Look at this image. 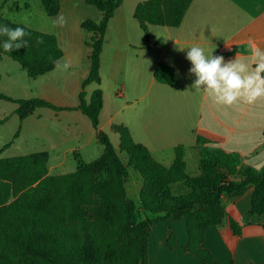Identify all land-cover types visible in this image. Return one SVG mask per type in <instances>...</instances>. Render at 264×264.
Masks as SVG:
<instances>
[{"label": "crops", "instance_id": "obj_1", "mask_svg": "<svg viewBox=\"0 0 264 264\" xmlns=\"http://www.w3.org/2000/svg\"><path fill=\"white\" fill-rule=\"evenodd\" d=\"M125 1L109 22L106 32L107 35L111 27L113 30L116 28L119 38L118 45L111 50V70L116 73L125 60L128 62L126 54L131 49L134 57L129 59V65L132 64V59L135 61L142 53L147 73L141 69L131 71L128 78L134 82L132 92L126 95L124 83L123 94H117L116 91L113 93L115 100L123 102L121 106L128 108L131 115L121 114L123 108H118V102L115 108L110 109L104 103L100 129L110 139L114 137L113 143L120 146L119 135L113 131V126H126L134 141L146 146L154 159L166 167H170L175 159V148L184 146L187 172L192 177L201 174L198 137L209 141L204 146L235 155L238 164L233 180L240 181L246 169L262 171L264 97L253 104L244 103L241 99L233 105L217 102L214 94L205 91L204 85L200 89L192 87L197 77L189 71L192 65L186 56L189 47L200 46L206 55L223 56L225 63L239 60L246 65V71L242 75L249 74L257 59L252 56L249 41L264 51V0H194L179 27H163L153 34L156 26H150L149 40L145 37L144 43L140 42V33L137 34L140 36L137 41L127 36L126 11L123 8ZM144 1L147 0H134L131 11L133 17L137 5ZM60 5L59 14L67 19L65 27L32 28L55 35L63 50V57L51 73L30 79L20 64L12 59L9 62L10 58L5 57L0 62V68H3L0 71V93L16 100L37 98L57 107L71 109L56 112L49 108H36L21 119L17 114L19 105L0 100V158L46 152L49 154L48 168L51 176H57L56 172L59 175L73 173L81 163H90L84 161L82 151L91 144L99 143L90 119L77 108L80 105L83 82L89 75L91 65L88 42L94 36L83 28V23L87 20L100 23L103 14L85 0H60ZM80 9H89V17L80 16ZM38 17L43 19L41 13ZM106 35L104 45L108 41L113 42L112 39L106 41ZM159 40H162V45L156 44ZM105 47L101 59V76ZM14 63L20 68H16ZM65 63L70 65L67 69L63 68ZM159 63L168 64L175 69L180 89L156 81L154 72ZM111 76H114L112 72ZM103 82L102 78L101 88L104 91ZM138 85H143L140 96L137 92ZM89 87L85 89L88 101ZM95 90L92 89V94ZM134 131L138 132L139 138H136ZM25 134L30 135L33 140L32 148L41 146V149H34L29 154L21 153L20 147ZM7 144L10 146L4 149ZM71 153L78 163L73 172L68 171ZM141 179V182L138 178L135 179L132 187L127 186V194L128 189L139 192L137 200H133L138 208H141L140 192L144 186V180ZM172 192L174 196H182L189 194L190 189L177 183L172 185ZM253 192L254 188L250 187L242 196L223 198L227 214L243 227L241 236H236L228 223L206 231L203 246L219 264H264L263 219L258 216L247 217ZM13 200L12 184L0 180V207L9 205ZM172 235L173 245L169 247L166 242ZM187 243L185 219L160 222L150 232L148 264H201L199 258L186 252Z\"/></svg>", "mask_w": 264, "mask_h": 264}, {"label": "trees", "instance_id": "obj_2", "mask_svg": "<svg viewBox=\"0 0 264 264\" xmlns=\"http://www.w3.org/2000/svg\"><path fill=\"white\" fill-rule=\"evenodd\" d=\"M124 0H85L102 12L100 23L87 20L83 28L94 34L88 46L90 71L84 80L77 108L90 120L97 132L103 154L90 163H81L77 171L57 176L49 174V154L46 152L26 156L0 158V180L12 184L14 200L0 207V255L17 257L21 264H148L150 232L157 224L172 219H185L189 255L199 258L201 264H219L204 248L206 231L228 223L236 236L243 227L226 212L223 198L242 196L253 187L251 207L247 217L263 219L264 229V169L255 172L246 169L240 181L233 180L237 173V158L221 149H212L209 141L198 137L201 174L192 177L187 172L186 148H175V159L170 167L154 159L149 149L136 143L129 129L117 124L113 130L119 135L120 150L128 156V165L120 159L107 133L100 129V116L104 108V92L97 89L86 99V87L102 84L101 59L109 22ZM194 0H147L137 5L134 18L147 40L150 26L179 27ZM49 17L61 11L59 0H42ZM0 25L22 27L31 33L25 37L28 48L10 53L3 49L7 39L0 36V62L5 57L20 64L30 79L51 73L63 57L58 39L21 23H15L0 14ZM37 37L44 41L37 44ZM162 45V40L157 41ZM156 81L180 89L175 69L159 63L155 69ZM1 79V76H0ZM0 100L19 105L17 114L26 118L36 108H49L56 112L71 110L57 107L41 99L16 100L0 93ZM5 122L2 121L1 123ZM7 144L4 149L8 148ZM128 167L138 171L144 180L140 192L141 208L127 194ZM184 183L190 193L174 196L171 186ZM60 196L67 213L54 222ZM85 215L89 242L67 241L66 228ZM88 215V216H87ZM172 235L166 242L173 245ZM55 241V242H54Z\"/></svg>", "mask_w": 264, "mask_h": 264}, {"label": "rangeland", "instance_id": "obj_3", "mask_svg": "<svg viewBox=\"0 0 264 264\" xmlns=\"http://www.w3.org/2000/svg\"><path fill=\"white\" fill-rule=\"evenodd\" d=\"M74 1L76 2V0H71V2H74ZM133 2H134V0H126L125 5L123 7L124 10L126 11V22H127V24L125 25L126 26V33H127V36L129 37V39H131L133 41H135V40L137 41V38L140 37L137 34L140 33L141 34L140 42L144 43L145 34L140 29L138 22L133 17L132 12H131V11H133L132 10L133 9V6H132ZM88 8H90V7H88ZM89 11H90L89 9H88V11H86L84 9H80L79 15L82 17H89V15H90ZM40 13H41V16L43 17V19H41V17H38L40 15ZM0 14L5 16L8 20L13 19L14 21H17L21 24L27 25V27H31V28H41L42 26H48L50 28H54L52 26V21L56 19V17H49L45 13L42 0H0ZM48 27H47V29H48ZM162 28L163 27L156 26L155 28H153V31H152L153 34L155 32L161 31ZM114 29L115 30H113V27H111L110 31L106 35V41H107V39L108 40L112 39L113 42L108 41L104 45V47L105 46L106 47H105V52H104V66L102 69V78L104 80L103 88L105 91L104 103H107L108 109H110V107L115 108V104L118 101L115 100L113 93L116 91L117 94H123L124 93V83H125L126 95H128L134 89V87H133L134 82L132 81V79H130V77L128 78V76H130L131 71H134L136 69H141L142 71H144V73H147V64H145L142 61L143 60L142 53L139 54L138 58H136L135 61L132 59V61L130 62L132 64L129 65V59L134 57L133 51H131V49L129 51V54H126L127 58H128V62L125 60V62L121 65L120 69L116 73H114L111 70V63H112L111 58H112V54H113V52H111V50H113V47L117 46L118 42H119L118 35L116 34L117 33L116 28H114ZM111 43H112V46H111ZM10 60L11 59H9V62L12 61V60L11 61ZM14 64H16L15 65L16 68H20L17 65V63H14ZM143 66H145V67H143ZM2 70H3V68L1 67L0 71L2 72ZM17 70H20V69H17ZM111 72L114 76H111ZM89 86H90L88 89L89 99H91V97H92V89L93 88L96 90L99 88L102 89L101 85H98L96 83H92ZM140 89H143V85L137 86V92H138L139 96L141 94ZM120 98H121V96L119 97V99ZM9 103H12V102H9ZM118 103H119V106L118 105H116V106H118V108H123V106H121V104L123 102L120 101ZM136 104L138 106L139 101ZM9 106H11V105H9ZM121 114L131 115V111L128 108H123ZM134 133H135L136 138H139L138 132L134 131ZM112 138L113 139H111V142H112L113 146L115 147V149L117 150L119 157L121 158V160L126 165H128L127 154L120 150L119 145H117L116 143H113L114 137H112ZM22 144L23 145H21L20 151H21V153H24V154L32 153V151H34V149H41V146H37L36 148L31 147V146H34V144H33V140H31V137L28 134H25V137H23ZM103 152H104V147L99 143H94V144L89 145L86 149H84L82 151V158L84 159L85 162H91V161H94L95 159L99 158ZM69 158H70V161H69L70 166L68 168L69 169L68 171L73 172L77 169L78 163H77V160H75L74 155L72 153L69 154ZM128 171H129V182L126 184V187L127 186L132 187L133 185H135L133 183H134V180L137 178L140 180V182L142 181L141 175L136 170L132 169L131 167H128ZM56 173L57 174H55V175H59V172H56ZM181 184H184V183H181ZM184 185L186 187H188L186 184H184ZM171 192H172V186H171ZM172 194H173V192H172ZM138 195H139L138 191L135 192V191H131L130 189H128V196L131 200L136 201L138 198ZM57 200H58V205H59L58 212L54 216L51 217L52 222H54L58 217L66 215V213H67V207H66L64 201H62V199L60 198V196H57ZM84 219H85V215L83 217L77 219V220H74L72 223H68L67 225H65L64 221L61 223V225L66 228V238H67L66 240L67 241L73 240V241H82L85 243L89 242L88 225L84 224V222H83ZM0 264H21V262L18 261L17 257L13 258V257H9V256L0 255Z\"/></svg>", "mask_w": 264, "mask_h": 264}, {"label": "clouds", "instance_id": "obj_4", "mask_svg": "<svg viewBox=\"0 0 264 264\" xmlns=\"http://www.w3.org/2000/svg\"><path fill=\"white\" fill-rule=\"evenodd\" d=\"M66 24L67 19L63 14H59L52 21L54 28H63ZM30 35L31 33L22 27L11 28L8 25H0V36L7 37L2 45L5 52L28 48L29 41L25 37ZM36 42L44 43L41 37H37ZM249 47L252 56L257 59L255 67L247 75H242L246 71V65L239 60L225 63L223 56L206 55L205 50L200 46L189 47L186 56L192 65L189 71L197 77L192 87L200 89L204 85L206 92L214 94L217 102L225 105H233L238 99L244 103L253 104L264 97V76H262L264 51L252 41H249ZM69 66L65 63L63 68L67 69Z\"/></svg>", "mask_w": 264, "mask_h": 264}]
</instances>
